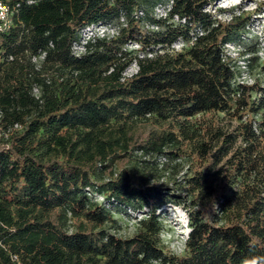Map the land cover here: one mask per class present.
I'll use <instances>...</instances> for the list:
<instances>
[{
	"label": "trees",
	"instance_id": "16d2710c",
	"mask_svg": "<svg viewBox=\"0 0 264 264\" xmlns=\"http://www.w3.org/2000/svg\"><path fill=\"white\" fill-rule=\"evenodd\" d=\"M3 1L15 12L0 33V264L264 255V81L238 82L241 65L225 52L233 42L249 71L261 64L258 44L246 46L251 23L215 17L206 7L217 0ZM99 23L119 35L73 54L81 30ZM179 40L188 45L173 51ZM151 117L173 129L135 143L132 123ZM120 158L128 168L109 174ZM167 206L190 217L182 256L162 244ZM115 214L136 219L134 235L114 231ZM70 215L83 220L73 230Z\"/></svg>",
	"mask_w": 264,
	"mask_h": 264
},
{
	"label": "rangeland",
	"instance_id": "374dc122",
	"mask_svg": "<svg viewBox=\"0 0 264 264\" xmlns=\"http://www.w3.org/2000/svg\"><path fill=\"white\" fill-rule=\"evenodd\" d=\"M208 12H211L215 17L220 19L221 21L228 22L231 19V13L235 12L238 16H240L241 20H245L250 24V32L249 40L246 43V46H250L252 44H258L260 56V63L252 68H250V74L256 79L260 81H264V75L261 71V65L264 63V0H217L211 6L208 7ZM220 10H223L220 11ZM162 8L156 9L157 16H161ZM139 47L137 43H129L126 45L128 51H134L132 54H136L135 50ZM238 47V46H237ZM177 50V49H175ZM241 49L236 47H229V53H231L230 57L242 65L243 60L241 54ZM240 61V62H239ZM134 64L130 65L126 72L131 74L134 70ZM242 69V68H241ZM218 116V115H217ZM220 118H224L223 114H219ZM230 118L225 117L222 121V124L227 125L229 123ZM237 120H232V124H236ZM166 129H173L172 124L169 121H160L154 117L148 118L146 120H139L132 123L131 133L134 137L135 143L144 142L147 137L153 132H162ZM129 161L128 158H120L116 160L108 168V173H121L124 172L125 169L128 168ZM188 165L186 164L185 169L187 170ZM171 210V212H170ZM186 209L183 206L178 207H165V211L162 213V219L164 224V229L161 234L162 244L165 248L176 255L182 256L186 254L184 242L188 235L189 231V222L188 218L185 216ZM173 215L174 221L173 222ZM51 218L55 223H59V218L57 216V211H53L50 213ZM115 218L118 220V230H114L117 232L119 236L128 237L134 235L137 224L136 219L127 217L123 214H115ZM83 220L81 218H74L71 215L69 216V220L67 222V228L73 230L74 227L80 224Z\"/></svg>",
	"mask_w": 264,
	"mask_h": 264
},
{
	"label": "built area",
	"instance_id": "2783aa9c",
	"mask_svg": "<svg viewBox=\"0 0 264 264\" xmlns=\"http://www.w3.org/2000/svg\"><path fill=\"white\" fill-rule=\"evenodd\" d=\"M0 5H3L4 10L2 12H0V33L7 32L11 29L12 25H13V14L15 12V9H13L9 3L4 2L3 0H0ZM212 4L207 5L206 10L208 11V7L211 6ZM158 9L162 8V17H166L167 16V10L163 7H157ZM142 13V12H140ZM160 16V17H161ZM174 20L176 22H179V17L175 16ZM182 21H185V19H182ZM199 34L203 35V32L198 30ZM120 33V26L117 24H112V23H99V24H91L89 26L84 27L81 30V34L79 37L78 41H75L73 43L72 46V52L73 54H75L76 56H81L84 53H86L87 51V43L89 40H92L94 38H106V39H111L114 37H117ZM195 39V38H194ZM193 39V40H194ZM192 43V41H191ZM190 44V43H189ZM186 45H188V43H186L184 40H179L178 42H176L173 45V51H181ZM237 47V45L232 43H226L225 44V52L226 55H228L230 57L231 53H229V47ZM177 49V50H175ZM240 49V48H239ZM44 57V54L42 56V58ZM230 59H232L230 57ZM229 60V58H228ZM234 61V60H233ZM240 62V61H239ZM241 62L243 63L241 65V73L237 76V81L240 83H244V84H248V85H252L256 82V79L250 74V71L248 69V67L246 66V62L244 60H241ZM134 70L132 71L131 74H128L126 71L124 73V78H128L131 77L133 74L137 73L138 71V65L134 64ZM102 200V199H101ZM146 210L148 211L149 209L146 208ZM139 217H142V214L139 213L138 214ZM17 258V257H15Z\"/></svg>",
	"mask_w": 264,
	"mask_h": 264
},
{
	"label": "clouds",
	"instance_id": "9594fccd",
	"mask_svg": "<svg viewBox=\"0 0 264 264\" xmlns=\"http://www.w3.org/2000/svg\"><path fill=\"white\" fill-rule=\"evenodd\" d=\"M3 10H4L3 5H0V12H2ZM185 216L187 217V213H185ZM187 218L189 219L190 222V217ZM173 222H176L174 221V215H173ZM241 264H264V255H253V256L244 257L241 261Z\"/></svg>",
	"mask_w": 264,
	"mask_h": 264
}]
</instances>
